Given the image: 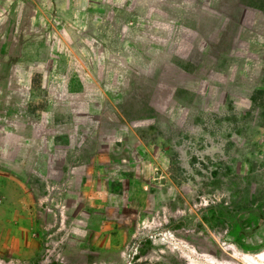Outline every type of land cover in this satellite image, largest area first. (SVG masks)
Here are the masks:
<instances>
[{"label":"rangeland","instance_id":"obj_1","mask_svg":"<svg viewBox=\"0 0 264 264\" xmlns=\"http://www.w3.org/2000/svg\"><path fill=\"white\" fill-rule=\"evenodd\" d=\"M0 115V264H264V0H0Z\"/></svg>","mask_w":264,"mask_h":264},{"label":"crops","instance_id":"obj_2","mask_svg":"<svg viewBox=\"0 0 264 264\" xmlns=\"http://www.w3.org/2000/svg\"><path fill=\"white\" fill-rule=\"evenodd\" d=\"M11 115V114H10ZM1 116V115H0ZM6 115H5V113H2V117H5ZM22 116H24V115H22ZM21 116V117H22ZM27 120H30V116H27V117H25ZM24 124L26 125V122H24ZM24 124H22V123H20L19 124V128H20V130H22V128H23V126H24ZM16 132V131H15ZM18 132V134H17V136H16V139H15V142H14V144L11 146V148L9 147V146H6L5 147V145L6 144H1L0 145V150L1 151H4V150H6V149H11L12 151H14V150H16V151H22L23 149H25V148H23L22 147V145H21V142H22V139H23V136H24V132L23 131H17ZM14 146V147H13ZM18 146H19V148H18ZM35 149V147H30V150L32 151V150H34ZM31 154H32V152H31ZM30 154V152H29V155H28V157L27 158H25V159H23L20 155L19 156H15V158H14V162L15 163H17V164H19L21 167H24L25 166V168H33V166L34 167H36V165L38 164V157H32V155Z\"/></svg>","mask_w":264,"mask_h":264}]
</instances>
